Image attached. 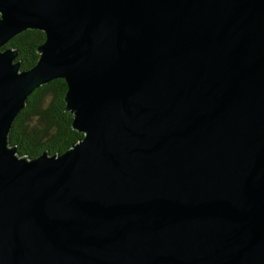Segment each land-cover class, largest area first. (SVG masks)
I'll return each mask as SVG.
<instances>
[{
  "label": "water",
  "instance_id": "1",
  "mask_svg": "<svg viewBox=\"0 0 264 264\" xmlns=\"http://www.w3.org/2000/svg\"><path fill=\"white\" fill-rule=\"evenodd\" d=\"M0 48V264H264V0H0ZM59 78L83 137L16 155Z\"/></svg>",
  "mask_w": 264,
  "mask_h": 264
},
{
  "label": "trees",
  "instance_id": "2",
  "mask_svg": "<svg viewBox=\"0 0 264 264\" xmlns=\"http://www.w3.org/2000/svg\"><path fill=\"white\" fill-rule=\"evenodd\" d=\"M44 38L42 31L26 29L6 46L18 50L16 60L21 61V69H28L37 61V47ZM65 92L66 83L59 78L34 89L28 96L7 136L8 145L16 146V155L34 158L43 151L61 154L83 137L71 126L72 114L64 110Z\"/></svg>",
  "mask_w": 264,
  "mask_h": 264
},
{
  "label": "rangeland",
  "instance_id": "3",
  "mask_svg": "<svg viewBox=\"0 0 264 264\" xmlns=\"http://www.w3.org/2000/svg\"><path fill=\"white\" fill-rule=\"evenodd\" d=\"M46 102H47V100H46ZM35 120H36V118L32 119V122L35 121Z\"/></svg>",
  "mask_w": 264,
  "mask_h": 264
}]
</instances>
